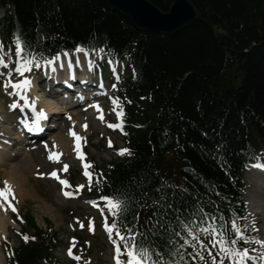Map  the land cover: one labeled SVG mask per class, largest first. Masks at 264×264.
<instances>
[{"label":"trees","instance_id":"1","mask_svg":"<svg viewBox=\"0 0 264 264\" xmlns=\"http://www.w3.org/2000/svg\"><path fill=\"white\" fill-rule=\"evenodd\" d=\"M149 1L168 11L175 0ZM189 1L199 16L158 34L105 0H0L7 34L39 54L84 45L128 61L131 76L117 92L133 157L111 164L104 190L130 198L125 222L162 264L191 263L201 228L237 238L230 222L241 232L248 226L244 153L264 149V0ZM25 218L35 240L22 242L8 264H58L55 242L47 245L48 234Z\"/></svg>","mask_w":264,"mask_h":264},{"label":"rangeland","instance_id":"2","mask_svg":"<svg viewBox=\"0 0 264 264\" xmlns=\"http://www.w3.org/2000/svg\"><path fill=\"white\" fill-rule=\"evenodd\" d=\"M109 106V103H107ZM83 115L82 121L86 120L88 123H91V132L95 133L94 144H98L100 142L99 133L100 128L97 127L94 118H90L86 116V113H79ZM78 115V114H77ZM76 115V116H77ZM79 116V115H78ZM98 128V129H97ZM109 133V132H108ZM64 131L62 129L61 136H64ZM98 135V136H97ZM114 132H111L110 136L112 137ZM119 146H122L123 142H121V137L116 136L113 138ZM99 146H94L90 148V154L92 155L94 161L98 164V166L104 168L106 163H109L113 159H117L115 153L113 151H108L104 148V142L99 143ZM27 156V154H25ZM66 159L71 160L75 163L73 159L72 152H69V155L66 156ZM18 163L16 160L12 165H6L5 167L0 168V188L4 186V181L7 180V175L16 171L13 169V164ZM77 165V164H74ZM33 170H31L30 175V184L33 187V191L29 194L28 198H22L21 195L18 193L16 189L15 195V202L18 205L19 209L22 213H30L32 216L35 217L37 224L44 229H48V225H52L53 231L57 232L60 235L61 243L60 246L56 249L57 257L60 261L64 264H71L67 257H65V249L68 247L69 244V237H71L72 232L71 230L75 229V220L74 217L85 218L88 215V208L83 205L82 202H75V201H66L63 200L59 196V192L57 187L50 181H37L33 178L32 175ZM80 180V178H78ZM258 188L255 186H251L248 190L247 197L250 202L254 201V209L259 214H256L254 217H250L255 223L260 224L264 229V206H262L261 202L262 196H259ZM264 201V199L262 200ZM2 204L5 206L3 201ZM261 205H259L258 204ZM5 209L7 207H4ZM7 213L8 210L6 211ZM75 214L72 217L71 214ZM10 214V213H9ZM94 213H91V215ZM12 219H9L8 224V239L11 241V245L14 247L18 246V239L14 232L16 229H19L16 226L13 230L12 226ZM108 235H106L98 229L97 233L93 236L92 244V254L90 255L91 262L93 264H112V256L113 251L111 244L108 241ZM4 256V255H3ZM4 264H6V258L4 256Z\"/></svg>","mask_w":264,"mask_h":264},{"label":"snow or ice","instance_id":"3","mask_svg":"<svg viewBox=\"0 0 264 264\" xmlns=\"http://www.w3.org/2000/svg\"><path fill=\"white\" fill-rule=\"evenodd\" d=\"M17 47H16V55L18 57H21V60H23L22 57V52H23V47L21 46L19 39L17 38L16 41ZM76 52H82L83 48L81 47H77L75 49ZM65 55H68L67 53H65ZM48 64H51L52 61H48ZM17 73H19L20 75H23L26 72H30L32 69L30 67V65H33L32 61H26L21 63L20 61H17ZM0 66H5L4 64V60L3 58H0ZM35 68H39L40 65L39 64H35L34 65ZM69 67H71V62H69ZM33 82L29 79H24L22 82L19 83H13L11 85L12 88H16V89H30L31 87H33ZM24 99H27V97H24ZM82 99V97H81ZM113 103L115 104L116 102L113 101ZM12 107H15V105H11ZM35 106V101H33L32 107L34 108ZM94 107L97 108V110H99V105H95ZM123 115L122 112H118L117 116L121 117ZM46 114L44 111H40L36 118L31 122V124H26L25 127L28 128V130L30 132H37V131H41V123L40 121L43 119H46ZM69 119H71V117H69ZM99 119H101L103 121L104 117L103 115H101L99 117ZM85 128H87V125H84ZM108 127L110 128H116L117 125L115 124H109ZM71 136L74 137L75 140V148H76V153L77 156L79 157V159L81 161L84 160L85 155L84 153L81 151V140L83 139L81 136H79L77 133H75L74 131H70L69 133ZM109 146H111V141H109ZM45 147L47 148L48 146L45 145ZM120 155H124V154H130V150L128 149H121L119 150ZM60 153L58 152H51L48 155V160L49 161H53V162H59L60 160ZM252 167L260 169L261 171H264V162L261 163H257L252 165ZM90 168V165L85 163L84 164V175L86 177H89V183L92 182V174L88 171V169ZM63 170L66 172L68 171V165L65 164L63 166ZM49 177L50 178H54L55 180H57L59 182L60 185H62L64 187V189H67L70 187L69 183L67 180L65 179H61L60 176L58 175V173L56 171H51L49 173ZM41 178H43L42 174H41ZM83 185H79V188H83ZM157 191H159V189H157ZM63 195L66 198H71L74 197V193L72 191L69 190H64L63 191ZM11 197L12 200L15 199V193L13 190L12 185L5 180L4 181V186L2 188H0V201H3L4 204L7 205V208L5 209L7 211L8 208L11 209V211L16 212V208L14 207V205L12 204L11 200L9 199ZM101 199H103L104 201H106L107 203V207H108V211L111 212L113 215L116 216H122V215H126L129 204H130V198L125 194V193H117L116 196L114 197H109V196H103L101 197ZM167 207L171 208L172 205H167ZM177 211H179L177 209ZM201 212H203V209H201ZM158 215L157 213H154V216ZM166 215V214H165ZM205 216H207V213H204ZM134 219L138 220V213L137 215L134 217ZM210 219L215 220L216 217H210ZM160 221H157V224H159ZM231 228L234 232V234L239 237V239H246L245 237H243L241 235V230L238 227V225L235 223V221H231ZM184 228H188L189 234L193 235V231L192 229H190L188 227L187 224H183L182 225ZM115 228V225H113L112 227H106L107 232L109 233V236L111 238L113 230ZM201 231L204 232H208L209 229L208 228H201ZM212 234L214 237L219 236L220 239L218 240L219 245L221 246V252L223 254V256L225 258L228 257H239V260L237 262V264H243V261L247 258L248 254L246 251L244 252H239L234 248H231L228 246V243L226 242V240L223 237V234L218 232L216 229H211ZM127 233L128 235L125 236V234H123L122 232H120L119 230L115 231V235L118 236L120 238L121 245H117L116 247V252H117V264H120V260H119V256L120 254L123 252V254H126L127 257V264H157V261L152 260V254L148 249L143 248L142 246H139L138 244L135 243V238H136V234H134L132 232L131 228L127 229ZM139 235L143 236V233H140ZM175 235H179V233H175ZM25 239L27 240L28 238L25 237ZM171 242V241H170ZM237 240L233 239L231 240V244H236ZM173 253H169V255H172ZM69 255H72L71 250H69ZM175 255H179V252L177 251L175 253ZM76 259H79V257H75ZM201 259H203V256H201ZM170 264H176L175 261L170 262ZM215 264V261H214ZM223 264V262H222Z\"/></svg>","mask_w":264,"mask_h":264},{"label":"water","instance_id":"4","mask_svg":"<svg viewBox=\"0 0 264 264\" xmlns=\"http://www.w3.org/2000/svg\"><path fill=\"white\" fill-rule=\"evenodd\" d=\"M132 20L139 29L153 33H170L198 17L196 7L189 0H175L167 12L148 0H106Z\"/></svg>","mask_w":264,"mask_h":264},{"label":"bare ground","instance_id":"5","mask_svg":"<svg viewBox=\"0 0 264 264\" xmlns=\"http://www.w3.org/2000/svg\"><path fill=\"white\" fill-rule=\"evenodd\" d=\"M42 106H45L51 113H54V114L57 113L58 117H60L61 115L64 114V111L60 110L59 105L47 104V103L43 102ZM73 124H75V122ZM6 129L9 130L10 126H7ZM2 130L4 131V129H2ZM57 140L60 142L59 148H60V150H62L61 152H64V153L66 152L65 154H67L68 151H69V149H68L69 147L68 146H69V143H70L68 135H67V137L61 136ZM7 149L8 148L6 146H4V148L0 150V168L5 167V165H7L6 164L7 161L11 160L9 162V164H8V165H10V163L11 164L13 163L12 160H18V163L13 164V169L16 170V171H19L21 166L23 165L25 159H29L31 161V163H32L31 170H35V168L42 166L43 167V171H45L44 167H50L51 166L48 158L42 156L39 153H35V154L34 153H29V154H27V156H25V154L21 151V150H24V149H22L21 147L18 150L16 149V150H14L12 152L7 151ZM12 154H13V156H12ZM33 172H35V171H33ZM11 174L12 173H9L7 175V177L9 175H11ZM1 206L2 205L0 204V208H1ZM8 220L9 219H8V217L6 215H3L2 213H0V242L7 235L8 224H9ZM0 264H4V256L2 254L1 248H0Z\"/></svg>","mask_w":264,"mask_h":264},{"label":"clouds","instance_id":"6","mask_svg":"<svg viewBox=\"0 0 264 264\" xmlns=\"http://www.w3.org/2000/svg\"><path fill=\"white\" fill-rule=\"evenodd\" d=\"M32 163L29 159H25L19 171H13L7 178L9 182L17 189L22 198H28L33 191L30 184Z\"/></svg>","mask_w":264,"mask_h":264}]
</instances>
